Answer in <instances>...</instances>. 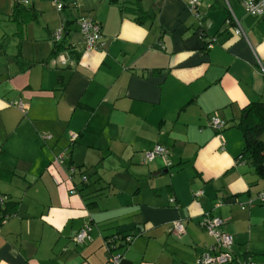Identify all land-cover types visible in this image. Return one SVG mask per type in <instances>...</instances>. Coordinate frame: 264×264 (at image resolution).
<instances>
[{
	"label": "crops",
	"instance_id": "obj_1",
	"mask_svg": "<svg viewBox=\"0 0 264 264\" xmlns=\"http://www.w3.org/2000/svg\"><path fill=\"white\" fill-rule=\"evenodd\" d=\"M44 1L25 3L41 12L39 26H19L15 0H0V214L10 213L0 264H110L105 240L115 233L132 236L111 251L122 253L119 264H196L212 243L199 225L205 213L234 237L229 264H264V178L238 128L243 108L264 102V17L227 0L237 35L225 0L194 10L190 0H162L143 24L128 11L133 0H76L50 19ZM81 16L100 23L99 48L86 49ZM63 25L64 63L49 58ZM212 116L226 126L213 128ZM157 144L167 157L145 162ZM63 149L68 158L55 162ZM176 220L182 234L170 230ZM88 225L90 239L75 242Z\"/></svg>",
	"mask_w": 264,
	"mask_h": 264
},
{
	"label": "built area",
	"instance_id": "obj_2",
	"mask_svg": "<svg viewBox=\"0 0 264 264\" xmlns=\"http://www.w3.org/2000/svg\"><path fill=\"white\" fill-rule=\"evenodd\" d=\"M198 0H190V5L195 9ZM57 10L62 9V4L54 0L53 1ZM226 3L228 1L226 0ZM241 4L246 11V13L264 17V0H242ZM229 6V4H228ZM230 18L226 20L228 24L234 26V33L237 35H244V31L242 29L241 23L236 15L233 13L231 8L229 7ZM198 17V15H196ZM77 23L79 25V29L81 34L84 37L85 46L87 50H94L99 48L102 45V33L100 23L90 16H81L78 18ZM61 35V29H58L55 32V38L59 39ZM216 39L214 37L211 38V41L208 47H211L213 42ZM60 62H65L64 56L59 57ZM262 74H264V68H262ZM17 108H19L22 112L26 111V106L21 101H16L12 103ZM226 121L212 116L210 118V125L217 129L222 130L226 126ZM78 134L72 133L70 135V140L75 141L77 139ZM41 137L43 139L50 138L48 134H42ZM165 156L168 155V150L166 146L162 144L155 145L152 149L146 150L144 152V161L151 162L157 156ZM63 153L54 157L55 162H61L63 160ZM170 164V163H169ZM77 169L74 166H71L68 169L69 177L76 173ZM82 182H87V176L82 173L80 177ZM75 189L72 188L71 192H74ZM202 191H198L194 193V196H199ZM257 199L260 203L264 204V191H261L257 195ZM4 201L3 197H0V202ZM219 203H216L215 206H218ZM224 224V220L219 215H214L211 213H205L199 222V225L204 229V231L212 238V243L206 245L202 252L198 255L196 264H229L233 260L232 246L234 243V237L232 234L223 230L222 226ZM90 227L84 226L82 229L76 233L74 236V240L77 243H83L85 240H89V232ZM185 225L183 220H176L171 224L170 230L177 233L182 234L184 232ZM132 240V236L126 235L122 237L118 234H113L106 238L107 251H109L108 260L110 264H119L122 258L121 252L111 253L112 250H115L118 247V243L122 244V246H127ZM244 264H255V262L248 257Z\"/></svg>",
	"mask_w": 264,
	"mask_h": 264
},
{
	"label": "trees",
	"instance_id": "obj_3",
	"mask_svg": "<svg viewBox=\"0 0 264 264\" xmlns=\"http://www.w3.org/2000/svg\"><path fill=\"white\" fill-rule=\"evenodd\" d=\"M57 1L62 4V9L58 11H64L72 8L74 9L76 5V0ZM161 1L162 0H152L151 6L149 8H145L142 4L143 0H133L132 6L128 8V11L134 16V20L138 24H143L146 21H152L155 18ZM26 2L27 0H15L12 8L10 19L15 21V23L19 26H23L28 22H38L41 16V12L35 10L32 5H25ZM229 18L230 12L226 20ZM66 24L69 25L70 22L68 21ZM60 29L61 35L59 39L55 38V33L52 35L53 45L49 54V58L52 60L58 58L59 55L69 50V46L66 41L68 27L63 25ZM201 35L204 37V32ZM205 43L206 47H208L210 41ZM242 111L243 115L238 123V128L241 130L244 139L243 152L249 153L250 161L255 172L261 178H264V139H261V136L264 135V102H251L247 104ZM8 212V207H6L4 212L0 214V223L9 216L10 213ZM121 236L124 237L126 235Z\"/></svg>",
	"mask_w": 264,
	"mask_h": 264
},
{
	"label": "rangeland",
	"instance_id": "obj_4",
	"mask_svg": "<svg viewBox=\"0 0 264 264\" xmlns=\"http://www.w3.org/2000/svg\"><path fill=\"white\" fill-rule=\"evenodd\" d=\"M145 2H148V1H146V0H144ZM45 3H50V6H49V8H48V10L46 11V13H45V15H46V17L47 18H57L60 14H62V12H58V10L55 8V6L53 5V2L51 1V0H46V1H44ZM224 3H225V8L227 9H229V6H228V3H226V0L224 1ZM197 5H198V2H197ZM191 9H193V8H191ZM28 25H31V26H33V25H37V26H39V24H36V23H33V22H29V23H27ZM58 31V28L53 32V34L55 33V32H57ZM52 34V35H53ZM262 138H264V135H262ZM61 153H63V157H64V159L65 158H68V150L67 151H65L64 149L63 150H60V151H58V153L56 154V155H59V154H61ZM63 159V160H64ZM148 163V162H147ZM79 177H80V175H79Z\"/></svg>",
	"mask_w": 264,
	"mask_h": 264
}]
</instances>
